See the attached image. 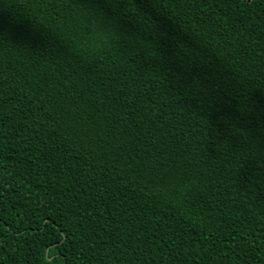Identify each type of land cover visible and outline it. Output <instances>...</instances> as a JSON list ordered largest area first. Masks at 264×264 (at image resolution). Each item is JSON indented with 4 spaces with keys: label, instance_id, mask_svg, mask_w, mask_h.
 <instances>
[{
    "label": "trees",
    "instance_id": "obj_1",
    "mask_svg": "<svg viewBox=\"0 0 264 264\" xmlns=\"http://www.w3.org/2000/svg\"><path fill=\"white\" fill-rule=\"evenodd\" d=\"M133 3L0 0V264H264V0Z\"/></svg>",
    "mask_w": 264,
    "mask_h": 264
},
{
    "label": "snow or ice",
    "instance_id": "obj_2",
    "mask_svg": "<svg viewBox=\"0 0 264 264\" xmlns=\"http://www.w3.org/2000/svg\"><path fill=\"white\" fill-rule=\"evenodd\" d=\"M61 3H72L75 7V0H61ZM121 3L131 6V10H135V4L133 0H90V6L88 7V15L85 21H82L83 31L77 29L72 33L71 40L74 41L72 47L68 46V41L60 38L59 42L56 37L51 36V34H45L47 39L48 50L57 57L64 59L65 61L71 62L74 57L79 53L76 51L77 48H85L87 44L86 37L88 35L94 34L99 36L101 39L105 37L111 38L118 34V31H123L119 29L117 24V18L113 15L108 14L105 9L111 5L112 7H118ZM89 27L92 29V33L88 32ZM151 31V29H148ZM59 34H57L58 36ZM124 43H142L145 42L142 33L136 34L134 37L124 36ZM150 48L159 47L156 41L147 42ZM63 45V46H62ZM154 54V53H153ZM246 104H242L239 111L241 116L239 117V124L245 127L246 130L248 125L251 124V117L246 110ZM261 122L264 123V109L261 110ZM261 157L264 158V145L260 149ZM257 183L264 186V171H262L260 176L254 177Z\"/></svg>",
    "mask_w": 264,
    "mask_h": 264
}]
</instances>
